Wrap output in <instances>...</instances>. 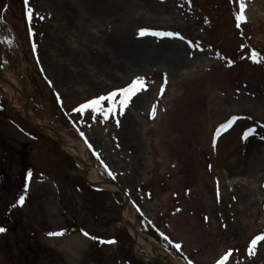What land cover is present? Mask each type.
Instances as JSON below:
<instances>
[{"label": "rangeland", "instance_id": "rangeland-1", "mask_svg": "<svg viewBox=\"0 0 264 264\" xmlns=\"http://www.w3.org/2000/svg\"><path fill=\"white\" fill-rule=\"evenodd\" d=\"M123 1L96 14L99 0H0L4 76L27 95L40 123L82 151L93 181L116 182L124 192L87 189L82 163L25 122L26 97L0 76V264H160L135 255L121 219L127 198L136 228L142 217L164 236L152 251L136 245L137 254L217 264L231 250L226 264H264V240L249 255L264 234V0H244L239 27L240 0ZM145 38L180 45L188 65L118 68L127 54L122 41ZM136 77L144 88L123 114L101 123L91 109L74 111ZM233 118L218 136L236 128L218 164L213 137ZM248 129L255 132L244 139Z\"/></svg>", "mask_w": 264, "mask_h": 264}, {"label": "bare ground", "instance_id": "bare-ground-1", "mask_svg": "<svg viewBox=\"0 0 264 264\" xmlns=\"http://www.w3.org/2000/svg\"><path fill=\"white\" fill-rule=\"evenodd\" d=\"M93 1L92 0H75L76 4H81L82 6H85L86 4L87 5L92 4ZM99 1H100V4L98 6L95 3L93 4L98 7L97 9L95 8V10H98L96 14H100V13L107 14V13L113 12L121 8L122 4L125 5L123 0H99ZM124 42L126 43L125 49L127 51V54L122 56V58L116 62V65L118 68L123 69L125 71H133L138 68L141 69L146 66L152 67V66H158V65L170 66V67L179 69L180 67L187 66L189 63V61L186 60L185 58L184 48H182L180 45L176 44L175 42L164 41L159 44H156V43L152 44L150 39L148 38L141 39L139 41H132V42L122 41L123 44ZM5 76H6L5 78L7 79V82L9 83V89L10 90L12 88L16 89V82L14 81V79L9 75H5ZM206 86L207 85L205 84L204 87L207 88ZM11 97L12 99L14 98L13 95ZM132 102L137 103V105L141 104L142 103L141 96L140 97L137 96V98H133ZM22 113H24L23 110H22ZM27 117L29 120L33 121L34 123L43 125V124H40V121L36 119L31 112L27 114ZM213 128L214 127L212 126L209 129L210 136L213 132ZM235 129L233 128L226 135H223L220 138L215 139L214 144L216 145V147H215L214 159L218 164L219 162H221L220 157L222 156L223 149L225 148V146H223V141L226 138L230 137L234 133ZM45 133L48 136L56 140L59 139L61 141L62 149L69 152L72 156L76 157L80 162H84L86 164L88 180L93 181L90 178V174L96 173V170L92 169V167L88 164L86 157L82 153V151L76 146L66 143L62 139L61 135H58V133H56L53 130H47L45 131ZM132 133L134 134V130L132 131ZM213 140H214V137H213ZM216 172H217V168L216 170H214L213 174H217ZM98 179L99 177H95V180L93 182L94 183L99 182L100 180ZM114 185L115 184H112V185L106 184L103 186H114ZM230 185H233V182H231ZM122 217L124 221L128 222L131 225V226L129 225V229L132 232V234L136 237L137 243L138 244L146 243L147 246L151 245L150 251H152V248L154 249L155 245L153 244L151 240H149L145 235H143L136 228L135 222L130 217L129 207L126 206V208L124 209L122 213ZM74 238L75 240H79L76 237ZM263 243H261V246ZM153 254L155 257L157 256L156 255L157 253L155 251L153 252ZM154 259L152 258L151 261Z\"/></svg>", "mask_w": 264, "mask_h": 264}, {"label": "snow or ice", "instance_id": "snow-or-ice-1", "mask_svg": "<svg viewBox=\"0 0 264 264\" xmlns=\"http://www.w3.org/2000/svg\"><path fill=\"white\" fill-rule=\"evenodd\" d=\"M245 3L244 0H240L239 4V12L236 14V20H237V27H239V22L242 20H246V17L244 16V10H245ZM28 19H31V10L28 11ZM147 30H141V35L145 34ZM156 36H167V37H178L180 39H183L182 36H180L179 33L175 32H155L152 33ZM191 43V42H189ZM33 48L35 49V45H33ZM258 53L253 50L251 54V59H253L254 62L257 61ZM144 88V79L142 77H136L127 87L113 90L106 95H100L96 98H93L92 100L87 101L84 104H81L77 109H74V111H78L83 115V113L86 110L91 109L92 113V120L95 122L97 120V117L99 116L101 123L104 121H107L110 116L115 115L117 110H119L120 114H123L124 109L127 107L128 103L130 102L131 98L140 90H143ZM107 102V104L105 103ZM155 113V109H153V115ZM236 118H233L232 120H229L225 124L221 125L220 128L216 130L215 135L219 136L221 134L222 130H226L229 128L232 123L234 122ZM117 125L119 124V121H116ZM255 132V129H248L244 135L243 138L247 139V137L250 134H253ZM83 135V133H81ZM215 143V141H213ZM109 175H112L111 172H109ZM113 178H115L113 176ZM24 201V197H20V203L22 204ZM0 231H4V229L0 228ZM48 235L50 236H60L63 235V232H51ZM85 236L88 235L87 232L84 233ZM264 240V234L258 235L253 238V240L250 243L249 246V255L253 253V246L257 244L258 241ZM175 247L179 249L181 246L179 244H176ZM231 255V250H229L227 253H225L218 261L217 264H226V262L229 259V256ZM191 264V262H189Z\"/></svg>", "mask_w": 264, "mask_h": 264}, {"label": "water", "instance_id": "water-1", "mask_svg": "<svg viewBox=\"0 0 264 264\" xmlns=\"http://www.w3.org/2000/svg\"><path fill=\"white\" fill-rule=\"evenodd\" d=\"M25 114L27 115L28 114V103L25 105ZM26 120H27V118H26ZM33 127H35V128H38V129H52V130H54L55 132H57L55 129H53L52 127H49V126H46V125H44V126H39V125H35V124H31ZM58 133V132H57ZM64 153H66V154H68L67 152H64ZM84 166H85V168H86V164L84 163Z\"/></svg>", "mask_w": 264, "mask_h": 264}]
</instances>
